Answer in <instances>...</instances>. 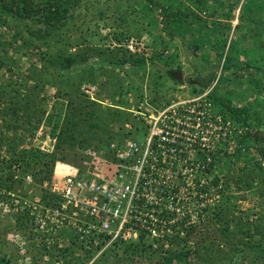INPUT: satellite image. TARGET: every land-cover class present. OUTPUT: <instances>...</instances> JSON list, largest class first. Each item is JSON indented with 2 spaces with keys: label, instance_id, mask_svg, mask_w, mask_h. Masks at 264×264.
I'll use <instances>...</instances> for the list:
<instances>
[{
  "label": "rangeland",
  "instance_id": "1",
  "mask_svg": "<svg viewBox=\"0 0 264 264\" xmlns=\"http://www.w3.org/2000/svg\"><path fill=\"white\" fill-rule=\"evenodd\" d=\"M128 1L95 0L96 3L89 5L87 11L82 9L83 7L79 8V13L82 11L83 15L77 17L60 31L62 35L66 34L72 38L71 44H91L96 48H108L110 50L119 48L128 36L134 35L143 38L150 47L149 54L136 57L144 59V64L138 63V68L135 71L136 76L140 78L138 84L141 86L139 93L141 96H136L134 93L132 73L131 75L127 73L132 68L131 61L125 63L124 67L121 68L113 63L103 61L102 57L92 51L88 55L86 64L89 67L104 68L108 70L109 74L125 78L126 85L131 88L126 89L125 93L121 95L112 94L113 92L107 86L100 85L103 81L101 78L97 83L91 84L92 93L88 94L84 91L83 86L90 83L85 82L81 85V90L90 99L98 101L99 112L123 110V113L119 115L122 118H128L127 120L115 119L117 118L115 115L108 126L104 125L106 127L105 132H108L109 137L113 135L111 137L114 139L123 138L125 133H128L126 136L130 135L141 139L148 128L145 127L143 114L139 112L157 114L159 110L168 108L172 104L189 106L194 101L197 103L206 98L208 102L211 100L212 103L205 106L212 108L210 109L212 113L210 122L214 125L218 122L215 120V115H222L224 119L225 116L210 97L213 89L231 97L235 105L246 106L251 111H257L264 122V68H260L262 66V54L257 50L248 51L242 49L243 47L241 48V44L246 48L254 46L251 39H248L250 35L259 34L261 40L264 39V17L258 12L259 14L251 18L250 21L242 19L241 16L244 13V18L245 12L241 6L247 0H240L234 16L229 19L220 14L213 15L209 9L201 12L199 8L195 7L192 0L172 1L171 7L173 9L178 8L179 1H183L189 10L209 19L204 33L199 32L200 23L196 19L191 23V29L184 34L182 33L184 24L181 26L180 23L175 33L168 34L165 31L164 23L160 19H155L156 15H149L146 19L139 20V24H130L129 19L140 13L137 10L132 12ZM131 2L136 8L145 3L144 0H137L139 2L137 4L135 0H131ZM100 10L101 14L104 12L103 15L100 14ZM156 14L159 15L158 12ZM262 15L264 16L263 13ZM189 19L190 17L187 18V22L190 21ZM111 23L112 33L103 34L101 26ZM25 29V23L16 21L0 10V61L3 62V66L0 67V86L9 87L6 95L8 102L16 94L19 98L22 95L30 96L31 98H27L31 101L26 102L25 105L21 101L22 105L29 110L36 109L34 103L38 100L37 103H39L40 108L37 110L43 114L42 116L39 114L41 121L34 131L25 130L22 127H19L18 130H14L12 127L8 128L7 126L10 125L6 120L4 133L9 138L0 139V162L3 165L0 168V175L5 177L12 174V178H6L7 184H10L12 188L0 187V264H228L230 256L236 253L230 251L231 248L227 242L216 240L214 245L210 246V242L204 239L199 244L188 233L187 237L178 241L174 239L167 242V246L165 242L157 243L159 247H155V242L152 243V238L148 237L146 244H151L148 251H141L134 243L136 240L104 241L103 243L98 241L97 244H92V249H84L83 244H79L75 240L63 242L60 241V238L54 242L51 239V233L54 230L46 231L47 225L45 224L42 228L41 221L36 224V218L40 220L38 214L43 209L35 210V213L31 214L28 205L31 202L51 207L58 204V198L55 195L52 198L45 194H47L46 191L49 192V184L54 175L57 177L60 175V170L55 173V167L56 163L61 162V160L55 163L51 179L42 182L39 179L41 177L38 173L39 166L36 165L33 157L36 152H39L40 155L42 153L52 154L55 151L56 137L66 118L67 100L61 94L58 95L57 87L60 83L57 79L48 76L42 78V84L39 85L40 94L35 95L36 89L32 88L35 83L30 75L36 69L42 72L46 65L50 66V62L37 56H30V50L23 47V42L27 40ZM213 29L216 31H212ZM117 31L123 33L122 35L119 34L121 40L114 38V33ZM94 32L95 34H93ZM157 35H161L169 43L165 46L160 37L155 39ZM212 38L227 39L226 48L221 50L222 57H220L221 52L217 54L215 47L211 45ZM198 44L200 47L197 46ZM43 49L46 50L45 47ZM228 54L231 57L228 65L225 66L224 60ZM170 70L181 71L183 79L177 80L171 77L169 75ZM76 71H72L71 74L76 73ZM8 102L7 99H0V125L4 122L2 118L7 116L3 107L8 105ZM20 113V120H26L29 116L26 110H20ZM97 117H101V115H97ZM7 118L12 119L13 117L7 116ZM231 122L235 125V127H231V133L226 135L224 141L220 139L213 142L215 146L210 151V153L215 154L221 153L223 162L211 166L214 154L210 155L209 192L206 190L208 193L203 196L204 204L206 203L205 199L209 200L206 209L204 205L202 206V196L198 195L201 194L199 177L204 172L201 167H195L194 179L198 180H195L194 184L197 189L193 198L192 225H196V228L206 225L210 209H217L222 205L220 191L226 188V192L230 194H239V196L244 194V199L238 201L234 199L237 209L244 211L245 215L248 213L251 218L253 214L258 216L255 220L263 225L261 227L263 230L264 184L260 187L257 181L258 183L252 189L243 191L237 188V182H240L241 176H245L250 171V167L257 171L256 176L264 178V158L254 151L248 154L243 152L232 169L226 168L228 160L227 156L223 154L225 148H227L229 155H233L234 150L239 146L238 138L246 131L243 126ZM127 124L132 125V129H134L129 131ZM29 126L31 128L32 124ZM209 128L212 129V127ZM20 136H23V139L17 145V141H14L13 138L16 137L17 139ZM206 138L204 137V139ZM98 143L96 139L92 138L88 140L85 147L98 146ZM220 147L222 149H219ZM80 148L82 149V146L77 144L75 147L77 155H73L72 151L67 152L68 163L79 167L83 166L86 158L78 151ZM13 150L14 153H12ZM12 154H15L16 158L24 155V158H20L23 163L21 164L19 161L11 169H7ZM93 164L95 167L99 164L97 158L93 159ZM188 173L186 170V174ZM34 174H37L35 176L37 179H35ZM216 177L218 183L213 184L212 182ZM23 178H25L24 181H19ZM43 196L45 197L43 198ZM37 208L39 209V207ZM18 217H23V221L21 222ZM61 233L62 231H58V236L76 238L74 233H69L68 229H65V235ZM258 239L259 236L253 237L255 243L258 242ZM73 242H75V246H78L80 252L77 254L80 255V259L67 260L56 256V252L68 248ZM208 247L212 251H209ZM193 249L198 250V253L195 254ZM84 256L88 258L84 259ZM241 256L242 254H238L233 264H252L251 260L255 258L254 264H264V258H257L256 255L250 254L251 257L249 258L244 256L242 258Z\"/></svg>",
  "mask_w": 264,
  "mask_h": 264
},
{
  "label": "trees",
  "instance_id": "2",
  "mask_svg": "<svg viewBox=\"0 0 264 264\" xmlns=\"http://www.w3.org/2000/svg\"><path fill=\"white\" fill-rule=\"evenodd\" d=\"M94 1L95 0H0L1 12L18 22L25 23L27 40L23 42V47H27V49L30 50V56H37L42 60L50 62V66L46 65L42 69V72L36 69L30 75L35 83L32 87L36 89L35 95L38 96L40 94L41 90L39 85L42 84V78L48 76L52 79H57L60 83L57 87L58 95L61 94L63 98L67 100L66 118L57 134L55 151L52 154L42 153L43 155H39V152H36L33 157L36 165L39 166L38 173L41 175L39 179L42 182L51 179L54 165L58 160L68 162L69 157L67 152L72 151L73 155H77V151H75L77 144L85 147L88 140L92 138L96 139L99 142L98 144H107L110 140L114 139L112 138L113 135H111L112 137H109L108 132H105V126L109 125L110 121L115 118V115H117V118L115 119H128L127 117L122 118V116H120L123 113V110H115V112H99L98 101L90 99L84 91L81 90V85L83 83L88 82L90 84H95L101 78L103 81H101L100 85L107 86L108 89L113 92L112 94L116 93L117 95H121L125 93L126 89H131L126 85L125 78H121L115 74H109L108 70L104 68L98 69L89 67L86 64V61L91 51L102 57L101 59L103 61L110 64L113 63L121 68L124 67L125 63H130L131 61L132 68H130L127 73L129 75L132 73L131 78L133 79L132 84L134 85V88L132 89H134V93H136V96H141V94H139L141 86L138 84L140 78L136 76L135 71L137 70L136 68H138V63L144 64L143 58H136L137 56L128 53L122 46L109 50L108 48H96L91 44H71L72 38L66 36V34L62 35L60 33V31L68 24L72 23L77 17L83 15L82 11L79 13V8L83 7L82 9L87 11L89 5L96 3ZM135 1L136 4L139 3L137 0ZM144 1L145 3L141 4L139 8H136L131 0L128 1L130 3V8H132V12L137 10V12L140 13L139 15H133L132 18L129 19L130 24H139V20L146 19L149 15H156L155 19H160L164 23L165 31H167L168 34L175 33L179 23L181 26L184 24L182 33H186V31L191 29V23L196 19L200 23L199 32L204 33L207 29L209 19H205L201 14L199 15L194 13V11L189 10V7L185 5L183 1H179L178 8L175 9L171 7V2L175 0ZM192 1L195 7L199 8L201 12L209 9L213 15L220 14L227 19L234 16L236 7L240 2V0ZM97 7L99 8V6ZM242 8L245 12V16L243 18V13L241 18L245 19V21H250L251 18L256 17V15L259 14L258 12L264 17L262 15V13L264 14L263 0H247V2L241 6V9ZM156 12H158L159 15H157ZM103 13L104 12L101 14L100 10V14L103 15ZM188 17H190V21L187 22ZM110 25H112V23L108 26ZM214 29L212 31H216ZM220 29L219 31H221ZM93 34H95V32ZM119 34L122 35L123 33L118 31L115 32L114 38L121 40ZM258 35H250V38H248L251 39L252 44L254 43L253 47L246 48L241 44V48L243 47L242 49L248 51H259L262 54V66H260V68H264V39L261 40ZM159 37L165 46L169 43V41L161 37V35L155 36V39ZM212 39L211 45L215 47L217 54H220L221 52L220 57H222L223 53L221 50L226 48L227 39ZM197 46L200 47V44ZM43 47H45L46 50H44ZM230 57L229 54L226 56L224 60L225 66L228 65ZM1 66H3L2 61H0V67ZM72 71H76V73L73 72V74H71ZM172 72V70L169 71L171 77H173ZM8 88V86H0V99H7V102L8 98L6 95ZM27 97L22 95V97L19 98L16 94L14 98H10L8 105L6 104V106L3 107V111H5L7 116L13 118L8 119L7 116L2 118L4 122L0 125V139L9 138V136H6L4 133V129L6 128L5 125L7 124L6 120L10 125L7 127H12L14 130H18L19 127H22L25 130L34 131L38 127L41 121V116L43 115L42 112L39 113L37 110V108H40V105L37 103V100V102L34 103L36 104V109L29 110L25 108V103L31 101ZM210 97L213 103L223 113L226 120H231L240 126H243L246 130L245 133L238 138L239 146L236 147L233 155H229L227 148H225L223 154L227 156L228 160L226 168L232 169L234 165L237 164V160L240 159L243 152L248 154L254 151L260 157L264 158V122L258 112L251 111V109L246 106L235 105L231 97L219 93L216 89H213L210 93ZM32 100L34 102V99ZM21 101L24 105H22ZM20 110H26V113L29 115L26 120H20ZM39 114L41 116H39ZM97 115H101V117H97ZM29 124H32L31 128ZM126 135H128V133H125V136ZM22 139L23 136H20L17 139L16 137L13 138L14 141H17V145ZM12 153H14V150ZM210 154H214L211 166L215 163L223 162L222 157L220 156L221 153ZM20 158H24V155L16 158L15 154H12L9 164H7V169H11L14 165L19 163V161L22 164L23 160H20ZM1 167H3V165L0 162V168ZM256 172L257 171L253 167H250V171L246 173L245 176H241L242 178L239 180L240 182H237L238 184L235 181L238 185L237 188L239 190L242 189L243 191H247L252 189L258 182L261 187V185L264 184V178L256 176ZM260 174H262V172H260ZM36 175L37 174H34V177ZM6 178H12V174L5 177H3L2 174L0 175V187L11 189L12 187L10 184H7ZM24 179L25 178L19 181H24ZM35 179L37 178L35 177ZM212 183L217 184L218 178L216 177ZM226 187L228 190V181ZM220 192L223 201L222 205L217 209H210L206 225L201 228H196V225H192L187 229V233L199 244L200 242H203L204 239H207L210 242V246L214 245L213 243L216 240L227 242L231 248L230 251L236 253L230 256L228 264H233L235 257L238 254H242V258L243 256L249 258L251 257L250 254L256 255L257 258H264V229L261 230L263 225L256 222L257 220L255 219H257L258 216L253 214L254 218H251L248 213L245 215L244 211L237 209V206L235 205L236 202L234 199H236V201L242 200L244 199V194H240L241 196H239V194H230L226 192V188ZM46 193V196H54L50 192L46 191ZM44 197L45 196H43V198ZM18 219L21 222L23 221V217H18ZM262 220H264V218H262ZM255 236H259L258 242L256 243L253 240V237ZM146 240L147 237L145 234H141L139 239L134 241V243L141 251H148L151 244H146ZM207 249L209 251L211 250L210 247ZM79 252L78 246H75V242H73L68 248L56 252V256L67 260L80 259V255L78 256L77 254ZM193 252L196 254L198 253V250L193 249ZM83 258L85 259L88 257L84 256ZM255 259L251 260L252 264H254Z\"/></svg>",
  "mask_w": 264,
  "mask_h": 264
},
{
  "label": "built area",
  "instance_id": "3",
  "mask_svg": "<svg viewBox=\"0 0 264 264\" xmlns=\"http://www.w3.org/2000/svg\"><path fill=\"white\" fill-rule=\"evenodd\" d=\"M111 31V26H101L103 34ZM122 47L135 56L150 51L147 42L134 35L128 36ZM83 89L92 93L91 84H84ZM210 104L211 100L208 102L206 98L189 106L172 104L157 114L139 112L148 128L141 139L129 135L107 144L82 147L78 151L86 159L81 167L57 162L55 173L60 170V175L52 178L49 192L58 198V204L51 207L31 202L28 205L31 214L43 209L36 224L41 221L42 228L47 225L46 231L54 230L51 233L54 242L60 238L63 242L75 240L84 249H92V244L98 241L137 240L141 234L152 238L155 247L187 237L197 189L195 167L204 172L199 177L201 194H198L203 198L209 192L213 142L224 141L231 127H235L218 114L215 115L218 122L212 125V108L205 106ZM127 126L129 131L133 127ZM94 158L99 163L96 167ZM205 201L204 204L203 198L202 206L206 209L209 200ZM65 229L76 238L58 236V231L65 235Z\"/></svg>",
  "mask_w": 264,
  "mask_h": 264
},
{
  "label": "water",
  "instance_id": "4",
  "mask_svg": "<svg viewBox=\"0 0 264 264\" xmlns=\"http://www.w3.org/2000/svg\"><path fill=\"white\" fill-rule=\"evenodd\" d=\"M172 76H173L174 78H176L177 80H181V79H183V74H182V72L179 71V70L173 71V72H172Z\"/></svg>",
  "mask_w": 264,
  "mask_h": 264
}]
</instances>
